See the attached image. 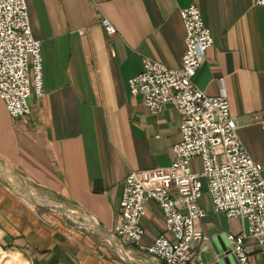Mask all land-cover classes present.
Here are the masks:
<instances>
[{
	"label": "crops",
	"instance_id": "1",
	"mask_svg": "<svg viewBox=\"0 0 264 264\" xmlns=\"http://www.w3.org/2000/svg\"><path fill=\"white\" fill-rule=\"evenodd\" d=\"M30 33L39 39L43 94L10 116L0 99V248L21 264H163L142 250L164 232L152 200L139 217V242L113 233L123 177L164 166L178 138L179 110L152 113L127 78L143 56L177 66L184 30L179 8L193 3L212 41L192 82L223 92L236 134L260 164L264 180V4L252 0H24ZM106 18L113 31L106 32ZM199 168L197 156L190 159ZM203 215L193 228L186 264H238L227 233L243 218L213 210L202 188ZM248 264H261L255 240L243 239ZM222 253V254H221ZM225 260H222V257Z\"/></svg>",
	"mask_w": 264,
	"mask_h": 264
},
{
	"label": "built area",
	"instance_id": "2",
	"mask_svg": "<svg viewBox=\"0 0 264 264\" xmlns=\"http://www.w3.org/2000/svg\"><path fill=\"white\" fill-rule=\"evenodd\" d=\"M264 4V0H252ZM183 50L177 66L143 56L141 67L127 78L130 93H138L152 113L165 102L179 110L178 138L170 145L171 160L164 166L131 169L123 177L113 224L115 236L138 243L139 217L152 200L161 211L164 232L140 248L163 264H186L194 239L206 236L193 228L203 215L197 200L203 185L213 210L243 218L246 229L227 233L229 252L238 264H248L243 239L252 237L264 264V180L260 164L241 145L236 123L223 92L205 94L191 80L212 38L197 6L178 10ZM106 32L113 27L100 19ZM43 94L39 39L31 35L24 0H0V99L10 116L29 111V97ZM198 157L199 168L190 166ZM74 264H83L76 262Z\"/></svg>",
	"mask_w": 264,
	"mask_h": 264
},
{
	"label": "rangeland",
	"instance_id": "3",
	"mask_svg": "<svg viewBox=\"0 0 264 264\" xmlns=\"http://www.w3.org/2000/svg\"><path fill=\"white\" fill-rule=\"evenodd\" d=\"M0 264H21V262L14 257L13 252L0 248Z\"/></svg>",
	"mask_w": 264,
	"mask_h": 264
},
{
	"label": "water",
	"instance_id": "4",
	"mask_svg": "<svg viewBox=\"0 0 264 264\" xmlns=\"http://www.w3.org/2000/svg\"><path fill=\"white\" fill-rule=\"evenodd\" d=\"M223 251L225 252V253H228L229 252V249H225V248H223ZM222 254V253H221ZM222 260H225V257L223 256L222 257ZM236 260V259H235ZM237 262V261H236Z\"/></svg>",
	"mask_w": 264,
	"mask_h": 264
}]
</instances>
